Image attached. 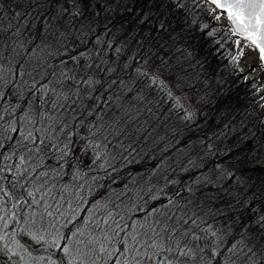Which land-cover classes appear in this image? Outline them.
Instances as JSON below:
<instances>
[{"label":"trees","instance_id":"obj_1","mask_svg":"<svg viewBox=\"0 0 264 264\" xmlns=\"http://www.w3.org/2000/svg\"><path fill=\"white\" fill-rule=\"evenodd\" d=\"M106 2L89 0L78 15L68 0H43L22 18L0 9L16 42L46 52L29 69L24 55H6L15 77L0 89V234L31 264H116L127 234L129 264L137 255L153 264H264V127L250 120L251 80L238 70L231 78L220 44L212 62L227 71L217 79L198 50L213 47L197 43L186 15L159 19L175 0ZM150 2L157 8L144 12ZM57 9L67 13L55 17ZM74 14L84 32L77 42L54 33L55 18L68 32ZM168 26L182 33L168 35ZM5 34L0 28L4 44ZM101 38L105 56L96 52ZM154 243L172 252L157 257Z\"/></svg>","mask_w":264,"mask_h":264},{"label":"rangeland","instance_id":"obj_2","mask_svg":"<svg viewBox=\"0 0 264 264\" xmlns=\"http://www.w3.org/2000/svg\"><path fill=\"white\" fill-rule=\"evenodd\" d=\"M43 0H0V9H5V10H11L14 9V16H20L22 18V14H20L21 12L26 13L29 12L31 13V7L33 8H37L40 5V2ZM63 2L62 0H52V2ZM86 1V2H84ZM95 1V0H93ZM99 1V0H98ZM124 1L123 3H125V0H107V4L108 6H116L119 2ZM128 1V0H127ZM136 3L138 1L141 0H135ZM19 2L21 3L20 5L18 4L16 6V3ZM143 3L148 4V2H146V0H142ZM175 2L178 4V7H170L169 9H167L164 13L163 18H159L163 21H165L166 23L170 22V18H180V16L182 15H186L188 17V19L190 20V22H192L193 25H195L196 29L198 30H194L195 35H201V39L203 41H198L197 43H203V46L206 48L209 47H213L211 50H203L198 48L199 44L196 45V47L198 48L199 52H206L207 54H209V60H211V62L213 61V57L210 54L211 52H213V49H215L217 47V49L219 48L217 45L220 44V46H224V49H228L230 56L225 55L224 56H228L230 58V63L229 67H231V69L234 67L235 70L230 71L231 78L234 79V76L237 77V70L239 71V77L238 79L242 78L245 79L244 80H251V87L254 89L253 91V98H255L253 105V109L250 107V120L252 122V124H256L259 125V123H262L261 125L264 127V71L262 69L261 63H260V59L258 56V52L256 50V48L248 41L241 39V38H236L233 40V38H231L228 35V32L226 31V26H228L227 24V19L226 16L224 14V12L220 9H218L217 7L213 6L212 4L208 3L206 0H175ZM89 4V0H68V4L67 7H71L72 10H74L77 15L78 13H80L81 8H86ZM47 7V5H46ZM49 10H46V12L51 11L52 10V6H48ZM66 8V6H65ZM144 10V12L147 11H151L153 12L154 5L152 4V2H150V5L148 6H144L142 7ZM168 8V7H167ZM67 11H71L70 9H66ZM65 9H57V13L58 15L55 17H59L61 14L63 15L64 12L66 11ZM67 11L65 13H67ZM114 12V11H113ZM169 12V13H168ZM75 13V14H76ZM74 14V15H75ZM29 15V14H28ZM65 15V14H64ZM146 16V14H145ZM148 16V15H147ZM17 17H15L13 20L14 21H20V20H16ZM58 19L57 22V28L55 29L54 33H62V37H65L67 40L70 39H75L74 42H77V40L82 38V34L84 32L81 31L82 29V25L79 23V21L77 20V17L75 15L74 18H72L69 22H71V27L68 28V32L66 31V27L61 25L60 26V21L59 18H55L54 21H56ZM27 20V19H26ZM74 22H77V25H74ZM1 23V20H0ZM54 23V22H53ZM25 24V23H24ZM176 24H178V21L176 22ZM13 26V30H8L5 26H0L1 30L6 31V38L10 37V42L4 44L1 41L0 38V53L2 54V58H0V89L1 86L3 84H5L4 81H7L6 77H15V75H13L12 73L15 71V66H13V64H9V61L12 60V57H14L15 59L18 57L19 54L24 55V59L26 62V69H29L31 63L34 66H37L41 63H43L44 61V54L46 52H43V48L39 47L38 45L33 46L32 48H29L25 45L24 41H19L16 42L15 38H16V31H15V25ZM172 26V25H171ZM181 26V25H180ZM50 27V26H49ZM4 28V29H3ZM51 28V27H50ZM167 28V33L169 35V33H173L176 36L179 35L181 32V29L179 28V26H174L173 28L171 27H166ZM8 32V34H7ZM187 34V32H186ZM194 34V33H193ZM15 35V36H14ZM93 35V33H91L89 36ZM168 35H165L164 38L168 39ZM188 38H192V37H188ZM205 38V40H204ZM58 39L60 40L61 37H58ZM57 40V39H56ZM194 40H200L199 37L194 36V38L191 41ZM219 41V42H217ZM57 42V41H56ZM103 42H104V38H101V43L97 44V50L98 51H102L100 54L104 55L106 51H108V48H106L105 46H103ZM235 44V46H233L232 44ZM94 44L96 43V41L93 42ZM102 45V46H101ZM80 46V45H77ZM86 48V47H84ZM78 51H80L83 48H79L78 47ZM93 49H95V47H93ZM7 51H9L8 53H6ZM6 55H8L9 57V61L6 60ZM105 56V55H104ZM16 62L14 61V64ZM37 64V65H36ZM212 69L211 71H215V77L217 79L220 78H225V74L226 71L225 69L226 66H214L215 64H217V62H212ZM3 70L8 71L7 74L5 75H1V72ZM236 71V72H235ZM211 72V73H212ZM9 74V75H8ZM237 79V78H236ZM15 80V79H14ZM15 82V81H14ZM28 82V81H26ZM9 85H12V83H10ZM241 92L243 94H248L247 91H243V89L241 88ZM11 94L9 93L8 95H4L2 99L4 98H8L10 97ZM249 96V95H248ZM190 99H193V96L190 97ZM194 100V99H193ZM5 102H8L7 99ZM190 103L193 104V101L190 100L188 101ZM0 104L1 103V96H0ZM6 104V103H5ZM191 104V105H192ZM8 111V109L6 110ZM50 143V141H49ZM264 149V146H263ZM46 150H48L46 148ZM261 150V149H260ZM19 175V174H18ZM33 194V192H32ZM34 195V194H33ZM31 197V196H30ZM34 203L36 204V199H34ZM33 203V204H34ZM56 234V233H55ZM79 235L77 232L75 233V238L76 240L79 239ZM0 236H2L0 234ZM10 234L9 233H4L3 234V239L4 241H6L7 245H5V251L6 254L5 256L7 257V259H5V256L1 255L0 256V264H31V263H27L25 261H23L20 257L14 256L15 254H13L11 251V249L14 248L15 244H12L10 239H9ZM55 235L54 233L51 234L50 238L52 241L55 240ZM121 240L123 241L122 243V251L123 254H121L122 251H120V257L121 260L118 261L116 264H129L127 261V254L124 251L125 247L127 246V243L129 241V236L128 234L126 236H122ZM210 243H205L204 247L206 248V250L210 251ZM120 246H118L119 249ZM35 254H32V256H35ZM86 255V254H85ZM12 256H14V258H16L17 262H15L12 260H9V258H11ZM107 256H111L110 253L107 254ZM45 258V257H44ZM49 256L47 255L45 259H48ZM96 259H97V255H96ZM134 259H137L139 261H142L141 264H153V258L150 259H144L141 260L139 259V255L135 256ZM27 261V260H26ZM136 261L135 264H139ZM108 260L104 258L103 261L100 262V264H108ZM35 264V263H32ZM40 264H52L50 261L45 260L43 263ZM75 264H99V262H97V260H94V262L92 261H84L83 257H81L79 259V261H76ZM131 264V263H130ZM133 264V263H132Z\"/></svg>","mask_w":264,"mask_h":264},{"label":"snow or ice","instance_id":"obj_3","mask_svg":"<svg viewBox=\"0 0 264 264\" xmlns=\"http://www.w3.org/2000/svg\"><path fill=\"white\" fill-rule=\"evenodd\" d=\"M218 8L225 10L228 14V19L235 25V30L242 35H245L261 52V58L264 59V0H212ZM0 219H3L0 217ZM0 239H3L0 236ZM43 239V236L40 237ZM56 239H59L57 236ZM56 244V240L52 241ZM150 247L156 249L153 255L160 257L162 251L172 252V248H164L158 244H152ZM67 255L68 248L63 249ZM110 251V250H105ZM126 251V249L124 250ZM138 251V249H137ZM123 254V251L121 252ZM180 255H186L183 249L180 250ZM148 259H152L151 256ZM69 264H72L69 261ZM127 264V262H126ZM158 264H179L178 260H169L167 257L160 258Z\"/></svg>","mask_w":264,"mask_h":264},{"label":"water","instance_id":"obj_4","mask_svg":"<svg viewBox=\"0 0 264 264\" xmlns=\"http://www.w3.org/2000/svg\"><path fill=\"white\" fill-rule=\"evenodd\" d=\"M206 1H208L209 3H211L212 5H214L215 7H217L214 3H212V0H206ZM217 8H218V7H217ZM218 9H220V10H222V11L224 12V14H225V16H226V19H227L228 26H229L231 32H232L235 36H237V37H239V38H242V39H244V40L249 41L250 43H252L250 40L247 39V37H246L245 35L239 34V33L235 30V27H236V26L233 25L232 22L228 19V14H227V12H226L225 10L221 9V8H218ZM252 45H253V46L257 49V51H258V55H259V59H260V63H261L262 69H263V71H264V59L261 58V52H260L259 48L256 47V45H254L253 43H252Z\"/></svg>","mask_w":264,"mask_h":264}]
</instances>
